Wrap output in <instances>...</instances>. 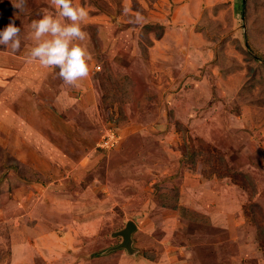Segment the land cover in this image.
<instances>
[{
	"label": "rangeland",
	"instance_id": "374dc122",
	"mask_svg": "<svg viewBox=\"0 0 264 264\" xmlns=\"http://www.w3.org/2000/svg\"><path fill=\"white\" fill-rule=\"evenodd\" d=\"M73 5L89 85L10 94L0 72V264L38 221L73 237L64 264H264V0ZM128 220L137 253H105Z\"/></svg>",
	"mask_w": 264,
	"mask_h": 264
},
{
	"label": "crops",
	"instance_id": "0c3cea01",
	"mask_svg": "<svg viewBox=\"0 0 264 264\" xmlns=\"http://www.w3.org/2000/svg\"><path fill=\"white\" fill-rule=\"evenodd\" d=\"M31 5L33 6V8L29 9L23 4H18L12 12H5L3 15H1L3 24L1 25L2 27L0 26V30H3L10 22H14L15 25L21 29L20 39L22 37L27 39L29 38L30 45L28 47L30 48V50L36 44V41L34 40L32 35V22L34 20L40 19L46 10L52 11L53 13H55L56 11L55 9L50 7L49 0H31ZM40 5L42 7H40ZM40 8L41 11L39 10ZM30 14H32L33 16H31V19L28 18ZM93 17L94 16H91V18ZM26 19H28V21H26ZM64 22L70 23V21L66 20ZM25 31H27V33H25ZM120 45V39L118 36V38L116 37L113 49H116L115 46ZM20 51L17 54H14L12 57L5 56L6 59H2V57L0 58V61L2 60L0 72L2 71V75L9 78L7 82H3V88H6V92H9L10 94L22 92V88L25 87L24 83L27 80L26 77H28L27 73L31 77L30 79H32L33 81L32 85L35 86L37 83L36 86H38V81L35 82L34 80L39 78V85L41 82L52 83L53 85H56V87H60L58 93L61 94L62 92L67 93L66 91H64V89L67 87L70 88V86L72 87L74 86V84H76V86L81 85L82 87H86L87 85H89V76L78 80L74 84H68L59 76L58 68H45L41 66L38 61L29 63L27 62V60H17L18 55H20L21 53ZM8 52L9 51L7 50V53ZM16 62L17 66H15ZM31 65L32 68L30 70ZM28 87H30V85H28ZM70 227L72 226H68V229ZM27 232L28 234H31L32 237L35 236V238H33L35 243L34 245L31 243V246H27L25 242H15V244H13L12 246L13 254L11 264H64L66 259L65 257L68 256H65V251L70 248H76L73 237L67 235L68 232H64L63 235H60L59 230L56 231L53 228L51 229L50 225L45 222L38 221L35 226L27 229ZM69 233H71V231ZM63 255L65 257H63Z\"/></svg>",
	"mask_w": 264,
	"mask_h": 264
},
{
	"label": "clouds",
	"instance_id": "9594fccd",
	"mask_svg": "<svg viewBox=\"0 0 264 264\" xmlns=\"http://www.w3.org/2000/svg\"><path fill=\"white\" fill-rule=\"evenodd\" d=\"M49 4L56 11L46 10L40 19L32 22V35L36 44L26 60L29 63L38 61L45 68H58L59 76L66 83L74 84L89 74L88 53L76 43L86 38L82 22L89 13L83 6H74L73 0H49ZM20 32L21 29L10 22L0 30V46L13 53L19 51Z\"/></svg>",
	"mask_w": 264,
	"mask_h": 264
},
{
	"label": "water",
	"instance_id": "95a60500",
	"mask_svg": "<svg viewBox=\"0 0 264 264\" xmlns=\"http://www.w3.org/2000/svg\"><path fill=\"white\" fill-rule=\"evenodd\" d=\"M137 229V225L134 221L128 220L125 222L124 226L111 233L112 237H119L120 241L107 249L105 253H109L114 250L123 249L128 255H134L137 253V250L133 247V232Z\"/></svg>",
	"mask_w": 264,
	"mask_h": 264
},
{
	"label": "built area",
	"instance_id": "2783aa9c",
	"mask_svg": "<svg viewBox=\"0 0 264 264\" xmlns=\"http://www.w3.org/2000/svg\"><path fill=\"white\" fill-rule=\"evenodd\" d=\"M97 68H99V66H97ZM115 138H116V134L112 130L106 129L103 132L101 139L98 142V147L100 149L110 148L114 144Z\"/></svg>",
	"mask_w": 264,
	"mask_h": 264
},
{
	"label": "trees",
	"instance_id": "16d2710c",
	"mask_svg": "<svg viewBox=\"0 0 264 264\" xmlns=\"http://www.w3.org/2000/svg\"><path fill=\"white\" fill-rule=\"evenodd\" d=\"M159 37V36H158ZM149 43H150V40H149ZM34 172V171H33ZM37 173V172H36Z\"/></svg>",
	"mask_w": 264,
	"mask_h": 264
}]
</instances>
